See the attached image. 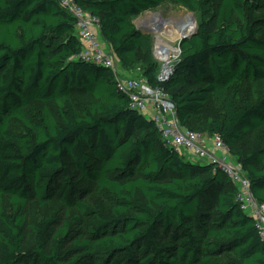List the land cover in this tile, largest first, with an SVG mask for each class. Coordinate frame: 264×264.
Returning <instances> with one entry per match:
<instances>
[{"label": "trees", "instance_id": "16d2710c", "mask_svg": "<svg viewBox=\"0 0 264 264\" xmlns=\"http://www.w3.org/2000/svg\"><path fill=\"white\" fill-rule=\"evenodd\" d=\"M163 1L199 19L159 81L137 19ZM75 2L123 72L138 61L139 77L168 94L180 126L220 136L264 202V0H220L214 15L213 0ZM80 46L58 0H0V264H264L226 174L167 144L110 69L74 59ZM253 133L249 150L235 148ZM32 200L59 205L28 224Z\"/></svg>", "mask_w": 264, "mask_h": 264}, {"label": "built area", "instance_id": "2783aa9c", "mask_svg": "<svg viewBox=\"0 0 264 264\" xmlns=\"http://www.w3.org/2000/svg\"><path fill=\"white\" fill-rule=\"evenodd\" d=\"M59 6L75 19L76 34L80 42V50L74 59L93 61L108 69L114 76L117 86L130 98V107L149 115L157 128L161 130L163 140L175 147L186 158H198L203 162L213 163L229 178L237 189L236 200L240 208L253 218L258 234L264 239V202H258L252 195L250 182L239 162L227 160L229 149L219 135L210 136L214 150L206 148L207 136L180 126L174 111V104L168 94L160 87H152L148 82L135 76H125L119 63L111 52L103 47L99 40L98 21L89 12L79 6L75 0H58ZM156 46H152V53L156 54ZM180 52L174 57L178 58ZM153 55V56H154ZM157 75L159 81H165L172 71H164L162 64ZM207 137V138H205ZM214 151L220 152L216 156Z\"/></svg>", "mask_w": 264, "mask_h": 264}, {"label": "rangeland", "instance_id": "374dc122", "mask_svg": "<svg viewBox=\"0 0 264 264\" xmlns=\"http://www.w3.org/2000/svg\"><path fill=\"white\" fill-rule=\"evenodd\" d=\"M219 1L220 0H213L212 2V14L213 15L216 12ZM190 14L193 16V19L195 21V26L197 28L198 19H199L198 15L195 12H192L188 10L186 7L176 2H173V1H163L158 7L150 8L139 14V17L137 19V24L142 31H144L146 34L150 36L152 40V46L158 45L159 47L160 45H163V46L169 47L170 57L168 59L167 65H169V63L172 65L174 64L175 61L173 59L178 54V50H177L178 42H179V39L181 38L180 36V38L173 40L171 37L174 36L173 33L181 32V30H183L182 28L187 23L182 22L180 19ZM262 16H264V8L259 9L255 13L256 18L262 17ZM212 23L213 21L211 18V24ZM99 40H100V37H99ZM154 58L160 63V66H161L164 60L162 59L161 61L160 59L155 57V55H154ZM139 66L140 64L137 61L134 67L132 68V70L129 72L130 76H135V77L140 76L139 69H138ZM80 99L86 101V100H89V97L83 95V96H80ZM50 106L52 105L50 104ZM204 111L208 115H214V108L210 104H207L205 106ZM253 135L254 133L245 136L235 148H241L243 151L249 150L252 146L251 144H252ZM192 159L193 158H191L190 160ZM230 161L237 162L236 156L233 159L231 158ZM203 163H210V162H203ZM87 198L90 201L102 202L99 195H97L95 192L89 193ZM58 205L59 204L57 203V201H53L51 202L50 207H41L38 205L36 200H32L29 203L28 210H27L28 224L35 223L38 220L42 219L47 214H49L52 208L57 207ZM25 230L27 232V235H26L24 247L29 248L33 245L32 232L28 227H26ZM53 230L54 229H51L48 233V236H47L48 244H50L51 242V235H52Z\"/></svg>", "mask_w": 264, "mask_h": 264}, {"label": "bare ground", "instance_id": "6f19581e", "mask_svg": "<svg viewBox=\"0 0 264 264\" xmlns=\"http://www.w3.org/2000/svg\"><path fill=\"white\" fill-rule=\"evenodd\" d=\"M180 20L182 22L187 23V24L184 25V27L182 28L183 30H181V32L173 33L174 36L171 37L173 40L178 39V38H180V36L182 37L184 34L191 32L192 29L195 27V21H194L193 16L191 14L181 18ZM156 54L161 61H162V59L164 60L162 62L163 70L168 71L172 67V64H170V63H169V65H167L168 59L170 57L169 47L163 46V45H160L158 47V45H157Z\"/></svg>", "mask_w": 264, "mask_h": 264}, {"label": "crops", "instance_id": "0c3cea01", "mask_svg": "<svg viewBox=\"0 0 264 264\" xmlns=\"http://www.w3.org/2000/svg\"><path fill=\"white\" fill-rule=\"evenodd\" d=\"M97 32H98V34H99V28L97 29ZM101 42H102V44H103V47H104V49H106V50H110V48H109V46L106 44V43H104L102 40H101ZM129 73V71H124L123 72V74L125 75V76H130V73ZM146 117H149V115H145ZM209 137V136H208ZM208 139V141H206V148L207 149H209V150H214V148H213V146H212V143L210 142V138H207ZM215 152V155L216 156H220L221 154H220V152H218V151H214ZM233 159L234 157L229 153V156L227 157V160H230V159ZM192 161H194V162H199L200 160H198V158H193L192 159ZM201 162V161H200ZM202 163H203V161H202Z\"/></svg>", "mask_w": 264, "mask_h": 264}, {"label": "water", "instance_id": "95a60500", "mask_svg": "<svg viewBox=\"0 0 264 264\" xmlns=\"http://www.w3.org/2000/svg\"><path fill=\"white\" fill-rule=\"evenodd\" d=\"M142 32H144V31H142ZM195 32H196V26L194 27V29L191 31V32H189V33H187V34H184L180 39H179V42H178V50H179V52H180V44L183 42V41H185L186 39H188V38H190L192 35H194L195 34ZM145 33V32H144ZM172 72V71H171ZM171 72H170V74H171ZM211 164H213V163H211Z\"/></svg>", "mask_w": 264, "mask_h": 264}]
</instances>
